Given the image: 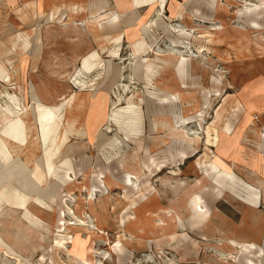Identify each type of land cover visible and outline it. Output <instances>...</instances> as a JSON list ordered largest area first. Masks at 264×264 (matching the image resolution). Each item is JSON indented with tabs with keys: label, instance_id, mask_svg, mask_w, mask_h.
Wrapping results in <instances>:
<instances>
[{
	"label": "rangeland",
	"instance_id": "rangeland-1",
	"mask_svg": "<svg viewBox=\"0 0 264 264\" xmlns=\"http://www.w3.org/2000/svg\"><path fill=\"white\" fill-rule=\"evenodd\" d=\"M93 1L0 0V264H264V0Z\"/></svg>",
	"mask_w": 264,
	"mask_h": 264
},
{
	"label": "bare ground",
	"instance_id": "bare-ground-1",
	"mask_svg": "<svg viewBox=\"0 0 264 264\" xmlns=\"http://www.w3.org/2000/svg\"><path fill=\"white\" fill-rule=\"evenodd\" d=\"M164 6H165V0H161V3H160V9L162 10L163 8H164ZM246 10H248V9H246ZM174 32V31H173ZM174 56V55H173ZM179 56H180V54H179ZM175 58V57H174ZM181 62V61H180ZM46 108H47V110L49 111V114L51 113L52 114V116L53 117H56V119H57V121H59L60 123H61V121H62V117H61V115H57L56 113L58 112L57 111V107H54V106H49V107H47L46 106ZM131 107L130 106H127V107H125V108H123V112L125 113V112H127V111H129L130 112V109ZM10 112L12 113V110H10ZM116 115V117H118V115L120 116V114H118V113H116L115 114ZM177 128V127H176ZM178 128H180V129H185V128H183V127H178ZM179 132V131H178ZM186 133V132H185ZM260 136L262 137V139H263V135L260 133ZM194 140L196 141L197 140V138L196 137H194ZM212 163V165H213V167H214V169L217 171V174L214 176V182L216 183V184H218V185H223L224 184V182L226 181V176H229V177H234V175H233V173H232V171H227V170H224V169H222L219 165H217L216 163H214L213 161L211 162ZM34 172H35V170H33V172H32V177H33V179H34V182L37 184H39V181H36V179H35V175H34ZM128 173V172H127ZM129 174V173H128ZM37 176V175H36ZM98 180H100V184H102L103 183V180H102V178H100V177H98ZM9 180H7L6 182H8ZM98 183V182H97ZM95 187H97V185H95V186H92L91 188V190H90V195H91V198H92V196H93V189ZM256 200L257 199H255L254 200V202L257 204L258 202H256ZM80 221H82V222H80V223H83L84 224V219H82V220H80Z\"/></svg>",
	"mask_w": 264,
	"mask_h": 264
},
{
	"label": "crops",
	"instance_id": "crops-1",
	"mask_svg": "<svg viewBox=\"0 0 264 264\" xmlns=\"http://www.w3.org/2000/svg\"><path fill=\"white\" fill-rule=\"evenodd\" d=\"M95 5L94 8H96V13L103 14L105 10H107V1L106 0H94L93 1ZM134 3V0L132 1ZM134 6V5H133ZM136 6V5H135ZM92 7V6H91ZM136 7H146L145 5H138Z\"/></svg>",
	"mask_w": 264,
	"mask_h": 264
}]
</instances>
